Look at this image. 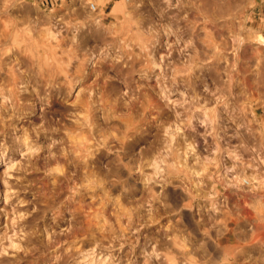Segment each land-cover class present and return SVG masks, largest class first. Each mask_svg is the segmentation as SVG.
Returning <instances> with one entry per match:
<instances>
[{
  "label": "rangeland",
  "instance_id": "obj_1",
  "mask_svg": "<svg viewBox=\"0 0 264 264\" xmlns=\"http://www.w3.org/2000/svg\"><path fill=\"white\" fill-rule=\"evenodd\" d=\"M0 40V264H264V0H0Z\"/></svg>",
  "mask_w": 264,
  "mask_h": 264
},
{
  "label": "bare ground",
  "instance_id": "obj_2",
  "mask_svg": "<svg viewBox=\"0 0 264 264\" xmlns=\"http://www.w3.org/2000/svg\"><path fill=\"white\" fill-rule=\"evenodd\" d=\"M132 1V0H131ZM1 41V40H0ZM3 41V40H2ZM1 41V42H2ZM3 60V59H2ZM124 72H130L129 71V69H127V70H124ZM0 73H2V70L0 69ZM126 74V73H125ZM84 76H86V75H84ZM83 76V77H84ZM124 77H125V75H124ZM102 79V78H101ZM98 79L96 78V80H94V81H97ZM125 80V79H124ZM94 81L92 82V83H94ZM97 83V82H96ZM95 83V85H96V87H98L97 86V84ZM13 84V83H12ZM109 84L111 85V84H113L112 83V81H108V80H105L104 79V86L103 87H106V88H104V89H106V91H107V87L109 86ZM89 85H91V84H89ZM95 85L93 86V84L91 85V87L93 86V87H95ZM62 87H63V85H62ZM92 87V88H93ZM95 87V88H96ZM102 87V88H103ZM59 88V87H58ZM61 88V87H60ZM64 88V87H63ZM62 88V89H63ZM89 88H90V86H89ZM65 89V88H64ZM66 89H68V88H66ZM99 89H101V88H99ZM61 90V89H60ZM96 90V93H97V90H98V88L97 89H95ZM11 92H13V91H11ZM57 92H58V90H57ZM61 94V93H60ZM96 95V94H95ZM97 96V95H96ZM89 98V97H88ZM91 98V97H90ZM103 98V97H102ZM107 98H110V96L109 97H107ZM84 99V98H83ZM86 99V98H85ZM84 99V100H85ZM100 99V98H99ZM95 101V100H94ZM112 101V103H114L113 102V100H111ZM111 101H109V99H108V104L109 105H112L111 104ZM81 102L82 103H80V104H82V112L83 111H85V110H87V111H92L91 109H92V107H95V109H96V106H93L92 104L94 103L93 101H90V100H85V101H82L81 100ZM98 104H101V103H99V102H97ZM107 103V102H106ZM105 106H107V105H105ZM100 107V106H99ZM104 107V106H103ZM109 107V106H108ZM100 108H102V107H100ZM111 108H113V106L111 107ZM115 108V107H114ZM77 109V108H76ZM78 109H80V108H78ZM107 109V108H106ZM117 110H118V108H116ZM80 112L78 113V111H76V113H78V114H82V112H81V110H79ZM114 112H115V110H113ZM96 112H98V111H96ZM85 113H86V111H85ZM116 113V112H115ZM77 114V115H78ZM79 115V116H80ZM86 115H87V113H86ZM78 116V119L80 118ZM83 116V115H82ZM88 116V115H87ZM87 116H85L86 118H87ZM89 116H90V114H89ZM84 117V116H83ZM84 117V118H85ZM92 117L94 118V115H92ZM109 117V116H108ZM82 118V117H81ZM80 118V119H81ZM126 118V117H125ZM79 119V120H80ZM91 119V118H90ZM94 119H96V118H94ZM76 120H77V118H76ZM82 120V119H81ZM87 120H88V118H87ZM98 120V119H97ZM78 121V120H77ZM84 122H86L85 121V119L83 120ZM83 122V123H84ZM89 122H90V120H89ZM89 122H86V124H89ZM100 122V121H99ZM111 122H113L112 120H111ZM78 123V122H77ZM77 123H76V125H77ZM82 123V122H81ZM86 124L84 123V125H81V124H79V125H81L82 127L83 126H86ZM90 124H93L94 125V123L92 122V123H90ZM89 124V126H93V125H90ZM113 124V123H112ZM111 124V125H112ZM79 125H77V126H79ZM135 125V124H134ZM74 126H75V124H74ZM96 126V127H95ZM110 126V125H109ZM76 127V126H75ZM87 127V126H86ZM112 127V126H111ZM92 128V127H91ZM112 128H114V127H112ZM117 127L115 126V129H116ZM87 130H89V127H88V129ZM76 131V130H75ZM74 131V132H75ZM91 131V130H90ZM93 131L95 132L94 134L95 135H98V139L100 138V141H101V133L99 132V127H97V125H94V127H93ZM73 132V131H72ZM100 134H99V133ZM92 133V132H91ZM91 133H85L84 135H83V137L81 136H79V135H75V133H71L70 135H68L67 137V142L65 143V144H67V145H65L66 147L64 148V151H62V153L61 154H59V155H56V157H55V159L58 161H60L61 159L64 161H66L67 163H68V165H66V168L65 167H63V169L62 170H59L61 173H63V177L65 178V181H66V183L68 182V183H70V182H75V181H77V180H80L81 179V177H82V169H87V171H86V174H88V177H91L93 174H92V172H93V170H95L96 169V167L94 168V165L96 164V166L98 165L97 163H99L100 162V158H102V153H98V151H100L99 149H101V148H99L98 147V145L99 144H97L98 143V141L97 142H93L94 141V139H95V135L94 134H91ZM98 133V134H97ZM83 134V133H82ZM103 134H104V132H103ZM105 134H106V132H105ZM108 134V133H107ZM101 136V137H100ZM107 138H104L103 140L105 141V139H107L108 140V136H106ZM115 137V136H114ZM124 137H125V135L123 136V139L122 140H124ZM127 137V136H126ZM122 138V137H121ZM121 138L119 139V141L121 140ZM129 138H130V136H129ZM138 138H139V136H138ZM82 139H83V141L84 142H82ZM115 139V138H114ZM110 140V139H109ZM111 140H112V138H111ZM110 140V141H111ZM126 140V139H125ZM118 141V142H119ZM128 141V140H127ZM130 141V140H129ZM109 142V141H108ZM135 142V141H134ZM84 143V145H83V147H82V144ZM96 143V144H95ZM105 144H106V146H107V144L108 143H106V141L104 142ZM117 143V142H116ZM122 143H123V146H127L126 145V143L127 142H125V141H122ZM104 144V145H105ZM97 145V148H95L94 146H96ZM100 145H101V143H100ZM116 146V145H115ZM121 146V145H120ZM92 147H94L96 150L95 151H91L90 149L92 148ZM108 147H111V144H110V146L108 145ZM124 148V147H123ZM122 148V149H123ZM105 149V148H104ZM103 149V150H104ZM58 161V162H59ZM124 162V161H123ZM123 166V165H122ZM91 168H93V170H92V172H90V170H91ZM125 168V167H124ZM125 170V169H124ZM121 171V170H120ZM125 174V173H124ZM114 176H116V177H120V172L119 171H116V172H114V174H113ZM105 176V175H104ZM62 177V178H63ZM99 177V176H98ZM121 179V178H120ZM116 181H117V179H116ZM62 184H64L63 182H62ZM61 186V185H60ZM59 186V187H60ZM63 186H61L60 188H62ZM64 206H63V208H61L59 211H58V213L60 214V216L62 217V218H60V219H66V216L67 215H69V216H67V218L68 217H70V219H68L69 220V222H70V225H71V231H70V233L71 234H73L74 236H78L79 234H82V220H81V218H82V212H85L86 210H88L89 208H91L93 205H94V202L93 201H91L90 200V202H88L85 198H83L82 197V195H72V197H69L68 198V200H65L64 201ZM90 210V209H89ZM87 212V211H86ZM89 213V212H88ZM87 213V214H88ZM58 217H59V215H58ZM86 220H88L87 222H88V224H90L91 222H92V220L91 219H86Z\"/></svg>",
  "mask_w": 264,
  "mask_h": 264
},
{
  "label": "built area",
  "instance_id": "obj_3",
  "mask_svg": "<svg viewBox=\"0 0 264 264\" xmlns=\"http://www.w3.org/2000/svg\"><path fill=\"white\" fill-rule=\"evenodd\" d=\"M93 6H94V8L96 7L95 4H93ZM260 136H261V138L260 137L259 138L262 140V135H260ZM255 153L256 154H254V156H252V158L255 159L254 164L258 168V170H257L258 172H255L253 174L251 173L252 177H246V175L240 177L241 178V180H240L241 185L243 187L249 188V189L254 187V186L264 184V163L262 164V162H264V161L258 160L261 157V154L264 155V153L262 152L261 148H260V150H255Z\"/></svg>",
  "mask_w": 264,
  "mask_h": 264
}]
</instances>
